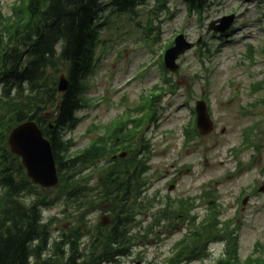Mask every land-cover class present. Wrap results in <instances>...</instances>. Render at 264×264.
Masks as SVG:
<instances>
[{
    "label": "rangeland",
    "instance_id": "obj_1",
    "mask_svg": "<svg viewBox=\"0 0 264 264\" xmlns=\"http://www.w3.org/2000/svg\"><path fill=\"white\" fill-rule=\"evenodd\" d=\"M100 2L93 69L85 79L86 107L66 138L82 150L128 121L145 139L149 171L143 198L148 201L130 226L131 253L117 264H168L175 246L206 228L215 211L227 223L239 261L264 264V193L259 191L264 185V0H205L200 11L189 0H146L135 13L113 0ZM16 5L19 0H0V12L9 16ZM228 16L234 17L228 31L209 30L212 22L219 26L218 20ZM179 35L191 48L177 58L179 67L171 73L163 67V51ZM198 100L205 101L214 123L207 136L193 130ZM173 210L179 212L174 220L157 219ZM69 213L74 209L63 203L43 210L45 221L54 219L52 240L75 223ZM85 220L94 231L110 224V212L101 206ZM209 248L210 257L189 264L227 258L226 242Z\"/></svg>",
    "mask_w": 264,
    "mask_h": 264
},
{
    "label": "trees",
    "instance_id": "obj_2",
    "mask_svg": "<svg viewBox=\"0 0 264 264\" xmlns=\"http://www.w3.org/2000/svg\"><path fill=\"white\" fill-rule=\"evenodd\" d=\"M145 1L111 4L135 13V6ZM189 1L198 11L205 2ZM102 8L100 0H19L9 16L0 12V264H116L135 244L129 230L148 201L143 195L149 171L145 139L136 136L138 125L130 128L126 121L114 126L82 150L66 138L80 123L78 111L86 107L85 79L93 69ZM61 74L69 82L63 93L57 89ZM151 107L152 102V113ZM26 121H34L50 142L59 176L52 196L27 177L20 158L9 151V133ZM120 149L128 155L113 158ZM89 169L92 173L84 174ZM59 203L74 209L68 217L75 223L52 240L54 219L45 221L43 210ZM101 206H107L110 224L90 231L86 214ZM78 211L84 213L77 216ZM178 213L167 211L157 219L174 220ZM187 213L196 223L197 216ZM218 216L217 211L210 214L206 228L181 240L168 264L207 258L208 245L217 241L226 242L227 258L216 264H256L239 261L227 223ZM85 236L87 244L82 243Z\"/></svg>",
    "mask_w": 264,
    "mask_h": 264
},
{
    "label": "water",
    "instance_id": "obj_3",
    "mask_svg": "<svg viewBox=\"0 0 264 264\" xmlns=\"http://www.w3.org/2000/svg\"><path fill=\"white\" fill-rule=\"evenodd\" d=\"M234 17L228 16L221 20L219 26L215 22L209 25V30L224 33L233 23ZM191 48V44L184 41L179 35L174 46L165 53L164 62L167 70L175 72L178 69L177 58ZM68 81L64 76L59 78L58 91L65 92ZM195 111L197 114L196 127L201 135H208L213 130V123L208 114L204 101H197ZM10 151L21 158L23 167L26 169L31 181L42 188H51L58 183V174L52 153L50 142L44 138L42 131L33 121H27L17 125L8 136ZM124 157L125 154H121ZM264 192V185L259 189Z\"/></svg>",
    "mask_w": 264,
    "mask_h": 264
}]
</instances>
